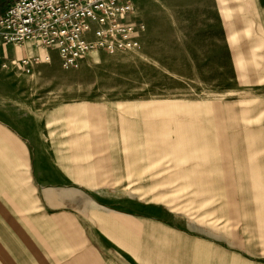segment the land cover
<instances>
[{
	"label": "crops",
	"instance_id": "obj_1",
	"mask_svg": "<svg viewBox=\"0 0 264 264\" xmlns=\"http://www.w3.org/2000/svg\"><path fill=\"white\" fill-rule=\"evenodd\" d=\"M51 50L0 40L8 60ZM157 103L0 119V264H264V104L228 135L227 103L175 102L188 106L170 125L180 151L157 140ZM167 151L178 161L164 167Z\"/></svg>",
	"mask_w": 264,
	"mask_h": 264
},
{
	"label": "rangeland",
	"instance_id": "obj_2",
	"mask_svg": "<svg viewBox=\"0 0 264 264\" xmlns=\"http://www.w3.org/2000/svg\"><path fill=\"white\" fill-rule=\"evenodd\" d=\"M133 1L134 21L145 24L140 47L94 50L73 68L62 67L51 50L53 62L29 72H0V119L26 124L28 117L74 100L110 106L162 101L148 105L147 113L164 149L180 151L186 149L185 133L175 139L170 125L177 110L188 106L175 102L227 103L228 135L231 119L255 120L251 105L264 104V0ZM148 146L155 148L154 142ZM171 156L161 165H175Z\"/></svg>",
	"mask_w": 264,
	"mask_h": 264
},
{
	"label": "built area",
	"instance_id": "obj_3",
	"mask_svg": "<svg viewBox=\"0 0 264 264\" xmlns=\"http://www.w3.org/2000/svg\"><path fill=\"white\" fill-rule=\"evenodd\" d=\"M133 0H13L0 12V40L30 41L57 50L64 68L77 67L91 51L133 49L141 45L144 22H135ZM40 56L6 59L0 69L22 68L33 62H50Z\"/></svg>",
	"mask_w": 264,
	"mask_h": 264
}]
</instances>
